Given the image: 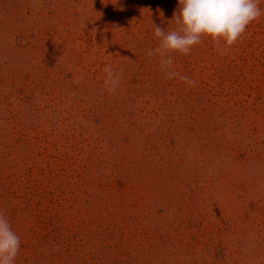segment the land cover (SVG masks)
Here are the masks:
<instances>
[{
  "label": "rangeland",
  "instance_id": "1",
  "mask_svg": "<svg viewBox=\"0 0 264 264\" xmlns=\"http://www.w3.org/2000/svg\"><path fill=\"white\" fill-rule=\"evenodd\" d=\"M178 11L0 0V214L20 237L15 264H264V14L224 55L207 36L172 53L168 79L147 52Z\"/></svg>",
  "mask_w": 264,
  "mask_h": 264
},
{
  "label": "clouds",
  "instance_id": "2",
  "mask_svg": "<svg viewBox=\"0 0 264 264\" xmlns=\"http://www.w3.org/2000/svg\"><path fill=\"white\" fill-rule=\"evenodd\" d=\"M179 11L174 14L177 27L165 32L154 25V37L159 41L156 48L147 52L148 57L158 56L160 69L167 73L168 79L178 73L171 70L172 53L190 54L194 46L204 36L210 37L217 51L224 55L227 48L234 45L247 26L257 20L264 11L260 9V0H177ZM221 41L224 47H220ZM105 84L110 92L119 86V74L106 67ZM187 84L194 86L195 81L180 77ZM21 247L18 234L12 229L8 218L0 214V264H15Z\"/></svg>",
  "mask_w": 264,
  "mask_h": 264
}]
</instances>
